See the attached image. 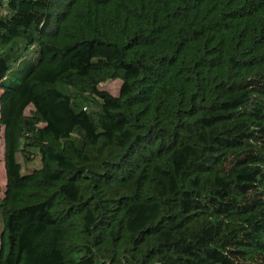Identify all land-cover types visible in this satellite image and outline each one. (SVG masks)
<instances>
[{
	"label": "trees",
	"instance_id": "1",
	"mask_svg": "<svg viewBox=\"0 0 264 264\" xmlns=\"http://www.w3.org/2000/svg\"><path fill=\"white\" fill-rule=\"evenodd\" d=\"M0 129V264H264V0H0Z\"/></svg>",
	"mask_w": 264,
	"mask_h": 264
},
{
	"label": "rangeland",
	"instance_id": "2",
	"mask_svg": "<svg viewBox=\"0 0 264 264\" xmlns=\"http://www.w3.org/2000/svg\"><path fill=\"white\" fill-rule=\"evenodd\" d=\"M121 87L120 80L109 81L101 85L102 89L109 91L110 93L117 95ZM3 153H4V139L2 129H0V190H4L6 186V176L3 163Z\"/></svg>",
	"mask_w": 264,
	"mask_h": 264
}]
</instances>
